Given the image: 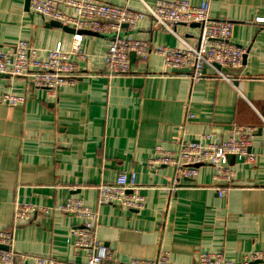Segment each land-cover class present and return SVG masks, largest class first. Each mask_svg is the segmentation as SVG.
I'll return each instance as SVG.
<instances>
[{"label":"crops","instance_id":"obj_1","mask_svg":"<svg viewBox=\"0 0 264 264\" xmlns=\"http://www.w3.org/2000/svg\"><path fill=\"white\" fill-rule=\"evenodd\" d=\"M101 1L147 13L146 6L176 0ZM187 1L194 7L209 3L212 18L232 23V42L246 51L242 71L227 74L234 84L193 81L173 73L154 52L146 61L131 60L133 74L110 78L104 56L114 34H85L84 58H74L79 77L53 97L23 79L0 78V97L11 90L28 98L22 107L0 104V231L12 234L11 249L85 264L87 251L74 247L73 231L81 222L55 211L77 197L99 213L95 237L119 261L153 260L162 252L176 264H195L200 252L241 261L264 250V0ZM177 33L196 46L200 26H179ZM73 35L26 11L25 0H0V50L26 41L42 54L58 44L69 51ZM122 35L147 42L151 50L184 46L149 17L135 29L125 26ZM236 124L256 128L250 150L257 160L249 165L229 156L234 189L224 197L209 165L170 192L173 169L149 168L157 145L177 152L203 136L224 141ZM122 173L137 174L144 210L99 204L96 188ZM17 203L52 212L15 225Z\"/></svg>","mask_w":264,"mask_h":264},{"label":"built area","instance_id":"obj_2","mask_svg":"<svg viewBox=\"0 0 264 264\" xmlns=\"http://www.w3.org/2000/svg\"><path fill=\"white\" fill-rule=\"evenodd\" d=\"M30 10L47 21H56L62 26L74 29L73 52H65L61 44H58L53 51L42 54L31 43L19 42L11 50H0V69L13 78L28 79L32 84L45 87L52 93L75 83L72 79L76 78L78 70L74 58L80 59L75 51L80 50L84 58L85 34L115 35L104 56L106 72L110 78L134 73L132 53L137 60L146 61L149 54L154 52L164 59L169 70H190L188 77L193 81L214 78L234 84V79L220 68H239L246 54L244 48L237 47L232 42V23L225 19L212 18L209 3L194 7L187 0L158 1L153 7L146 6L147 13H140L129 6L112 5L100 0H30ZM146 17L151 18L154 27L180 39L184 46L180 49L151 50L147 42L122 35L124 26L135 29ZM256 21L262 22L263 19ZM192 24L200 26L199 42L196 46L183 41L177 33L179 26ZM27 99L26 95L10 90L0 97V103L8 108H15L22 106ZM255 133L254 126L236 124L224 141L213 142L210 136H203L197 142L184 143L177 152L159 144L148 162L149 168L156 170L160 166H168L173 169L174 183L168 189L170 192L177 190L183 180L194 179L200 166L209 165L214 170V180L223 183L216 191L220 197H224L228 191L234 189L235 174L229 166V156H235L240 162L249 165L255 164L257 160V155L250 152ZM137 178L136 173H122L115 183L99 185L96 188L99 204L143 210L146 199ZM76 209L82 214L87 211L92 216L90 209L79 198L69 200L55 211L75 215ZM50 212L52 211L47 208L17 203L14 224L21 225L32 220L34 214L48 215ZM95 230V223L81 221V226L73 231L75 248L87 251L85 264H176L166 252L153 260L130 258L124 262L119 261L105 244L98 241ZM12 242L13 237L9 231H0V245L9 248L7 251L0 250V264L60 263L45 256L18 253L11 249ZM256 263L264 264V250L247 254L241 261L227 260L221 253L200 252L195 264Z\"/></svg>","mask_w":264,"mask_h":264},{"label":"rangeland","instance_id":"obj_3","mask_svg":"<svg viewBox=\"0 0 264 264\" xmlns=\"http://www.w3.org/2000/svg\"><path fill=\"white\" fill-rule=\"evenodd\" d=\"M101 1V0H100ZM102 2H104V1H102ZM107 3V2H106ZM111 4V3H110ZM112 5H114V4H112ZM118 6V5H117ZM29 13L31 12L33 15H35V16H39V17H42V16H40L39 14H36V13H34L33 11H31L30 9H29V11H28ZM74 15V14H73ZM48 22H51V21H48ZM20 42H26V41H20ZM19 43V42H18ZM17 46V45H16ZM34 47V46H33ZM54 49H51V50H48L47 52L49 53L50 51H53ZM64 50V49H63ZM84 50V49H83ZM65 51V50H64ZM65 52H67V53H72L73 52V43H72V47H71V49L69 50V51H65ZM64 52V53H65ZM76 52V55L80 58V60H82L83 59V54L81 55L80 54V50L79 51H75ZM67 53H65V54H67ZM80 54V55H79ZM77 65V70H78V64H76ZM34 74V73H33ZM32 74V75H33ZM0 78H6V79H8V80H17V79H19V78H13L12 76H10L9 74H6L2 69H0ZM32 75H30V77L31 78H33L32 77ZM116 77H120V76H122V75H115ZM77 77H79V75H77L76 76V78H74V79H72L73 81H75L76 79H77ZM20 79H23L24 81H26V82H29L30 84H31V86H33L34 88H36V89H44V90H46L47 92H48V94H50V96H55L57 93H52V92H50V91H48L47 89H45V87H42V86H40V85H35L34 83L32 84L31 82H30V80H28V79H25V78H20ZM27 101L28 100H26L24 103H23V105L22 106H24L26 103H27ZM0 104H2V103H0ZM2 105H4V104H2ZM22 106H20V107H22ZM250 152H252L251 150H250ZM77 197H70V198H68L67 199V201L66 202H68L69 200H71V201H74L75 199H76ZM65 202V203H66ZM146 202V201H145ZM101 206H106V205H101ZM89 208V207H88ZM90 209V212H91V214H92V216L89 214V212H85V213H80V211L78 210V209H76L77 210V213L75 214V215H72V214H68V215H72V216H74V217H76L80 222L82 221L83 223H95V225H96V228H97V224H98V222H99V213L98 212H96V211H94V210H92L91 208H89ZM144 210V209H143ZM135 211H138L139 212V210H135ZM74 214V213H73ZM98 215V216H97ZM75 247V246H74Z\"/></svg>","mask_w":264,"mask_h":264},{"label":"water","instance_id":"obj_4","mask_svg":"<svg viewBox=\"0 0 264 264\" xmlns=\"http://www.w3.org/2000/svg\"><path fill=\"white\" fill-rule=\"evenodd\" d=\"M29 9H30V0H25V10L26 11H29ZM50 26L56 27V28H61L62 30H64L65 32L70 33V34H74L75 33V30L74 29L68 28L66 26H62L60 23H58L56 21H51L50 22ZM134 58H135V54L132 53L131 54V60L133 61ZM245 60H246V55H244V63L243 64H245ZM220 69L225 74H232V73H237V72H241L242 71V68H220ZM172 72L173 73H176V74H189L190 73V70H187V69H177V70H173ZM0 250L7 251V250H9V248L6 247V246L0 245Z\"/></svg>","mask_w":264,"mask_h":264},{"label":"trees","instance_id":"obj_5","mask_svg":"<svg viewBox=\"0 0 264 264\" xmlns=\"http://www.w3.org/2000/svg\"><path fill=\"white\" fill-rule=\"evenodd\" d=\"M251 113H252V111H251ZM252 116H253V118H255L256 117V115L254 114V113H252ZM252 126V125H251Z\"/></svg>","mask_w":264,"mask_h":264}]
</instances>
